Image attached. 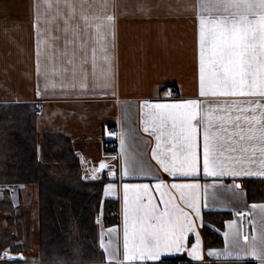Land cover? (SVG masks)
<instances>
[{
  "label": "crops",
  "instance_id": "0c3cea01",
  "mask_svg": "<svg viewBox=\"0 0 264 264\" xmlns=\"http://www.w3.org/2000/svg\"><path fill=\"white\" fill-rule=\"evenodd\" d=\"M200 0H0V149L4 140L22 138L28 129L36 140L44 134L56 133L68 137L79 161L84 181L106 183L103 198L118 203V224L105 225L99 218L98 247L102 263L109 257L101 248L111 240L110 252L123 257L124 190L123 184L150 185L154 201L162 209L156 180L151 172L167 184L198 183L201 185V219L196 232L201 240L202 258L189 255L196 242L190 233L180 251H164L156 260L135 261L133 264H260L253 256L209 255L223 252L224 233L228 222L236 221L237 212L248 216L247 247L261 239L260 220L264 213L259 207L264 201L250 202L244 187L243 195L235 197L225 187L241 186L242 180H264L259 154L254 162L245 163L250 175L239 178L205 177L202 171V133L198 136L201 171L195 178H172L152 159L156 141L145 133L141 105L149 103H179L199 97V22L197 5ZM37 16L39 23L37 25ZM111 17V20L107 18ZM37 26L41 46L39 74L37 72ZM66 41H68L66 45ZM93 56L95 59L93 60ZM107 56V60L105 59ZM72 61L70 63L69 61ZM29 75L27 79L21 76ZM29 80L32 81V86ZM32 89V90H30ZM170 94V95H169ZM29 120L32 122L30 125ZM106 126L119 149V175L114 156L106 152ZM127 164L137 175L122 177L125 159L121 155V134ZM15 134V135H14ZM2 144V145H1ZM36 151H39L37 141ZM107 165L103 170L100 163ZM117 163V162H116ZM115 172V176L110 175ZM109 172V176L105 175ZM95 175L97 178L92 179ZM109 183L116 188L105 195ZM25 186L26 184H18ZM29 185V184H27ZM204 185H208L207 189ZM212 185H216L215 188ZM177 202L179 194L172 193ZM226 214L219 224L205 223V214ZM202 221V223H201ZM219 222V221H218ZM219 235L221 246H209L204 238V226ZM6 254V252H5ZM5 254L2 258L6 260ZM184 257L185 260L174 258ZM22 261V260H15Z\"/></svg>",
  "mask_w": 264,
  "mask_h": 264
},
{
  "label": "snow or ice",
  "instance_id": "6c2138e0",
  "mask_svg": "<svg viewBox=\"0 0 264 264\" xmlns=\"http://www.w3.org/2000/svg\"><path fill=\"white\" fill-rule=\"evenodd\" d=\"M199 22V97L179 103L141 105L143 131L155 137L152 159L172 178H195L201 171L198 136L202 133V171L205 177L250 175L245 163L254 162L259 154L264 168V0H200L196 6ZM111 20V17L107 18ZM39 16H37V25ZM37 72L41 46L40 29L36 28ZM68 41H66L67 45ZM95 56H93V60ZM107 60V56H105ZM72 63V61H69ZM170 95V94H169ZM125 139L121 134V155L125 165L122 177L137 175L127 164ZM107 165L100 163L103 170ZM155 189L159 192L161 209L154 201L150 185L123 184L124 224L123 257L127 264L156 260L164 251H180L188 235L195 233L196 242L189 255L202 258L201 240L196 221L201 219L198 183L167 184L159 176ZM115 176V172L110 171ZM92 179L97 177L93 175ZM208 185H204L207 189ZM213 188L216 185H212ZM235 197L243 195L239 184L223 186ZM116 188L109 183L108 195ZM179 194V202L172 194ZM259 207L264 213V205ZM238 215H241L238 213ZM202 223V221H201ZM261 239L247 247L236 221L228 222L224 233L223 252L209 255L229 258L253 256L264 264V215L261 216ZM101 248L108 255V264H122L118 251L110 252L111 240Z\"/></svg>",
  "mask_w": 264,
  "mask_h": 264
},
{
  "label": "trees",
  "instance_id": "16d2710c",
  "mask_svg": "<svg viewBox=\"0 0 264 264\" xmlns=\"http://www.w3.org/2000/svg\"><path fill=\"white\" fill-rule=\"evenodd\" d=\"M32 122L29 120L28 126ZM15 135V134H14ZM22 138L4 140L1 134L0 182L9 184L36 185L39 192L37 222H32L27 213L19 212L11 205L9 198L0 199V212L10 213L6 217L28 219L27 236L35 231L39 235V264H96L102 263L103 256L98 247L97 217L103 212L105 225L118 224V203L103 198L104 180L84 181L79 161L75 156L68 137L56 133L44 134L36 140L34 130L28 129ZM39 141V151H36ZM250 202L264 201V180L241 181ZM226 214H205V223L219 224ZM219 221V222H218ZM209 246H221L222 239L213 235L206 225L203 228ZM7 240L0 242V254L6 248L11 253H23L25 244H17L13 231L6 233ZM49 249H56L46 255ZM56 258L60 262L54 261ZM185 260L184 257L173 261ZM0 264L11 261L1 260ZM26 264L24 260L11 264ZM31 264V263H27ZM175 264V263H174Z\"/></svg>",
  "mask_w": 264,
  "mask_h": 264
},
{
  "label": "rangeland",
  "instance_id": "374dc122",
  "mask_svg": "<svg viewBox=\"0 0 264 264\" xmlns=\"http://www.w3.org/2000/svg\"><path fill=\"white\" fill-rule=\"evenodd\" d=\"M24 79H27L29 75L21 76ZM30 85L32 86V81L29 80ZM32 90V89H30ZM113 137H111L109 126H106V137H105V150H106V141L112 140ZM115 159V158H114ZM116 164V159L115 162ZM120 165V161H119ZM6 196L9 198L11 205L15 208L19 209V212L27 213V215L30 218L31 224L32 222H37V216L39 212V192L36 185H18V184H9L0 182V199H6ZM112 200V199H111ZM98 217L96 222L100 221L103 216V212L100 211L98 213ZM6 217H10V213H2L0 212V242L7 240L8 236L6 233L11 229L13 231V237L14 239L18 238L17 244H25L28 249H26L23 253H17L16 255H20L19 258L24 260V263H31V264H39L40 258L39 257V235L36 234L35 231L30 232V235L27 236V222L28 219L22 220V219H13L12 221L8 220ZM9 240V239H8ZM7 240V241H8ZM58 253L56 249H49L46 251V255L53 253L54 251ZM7 252L10 254L9 248H6L3 251V254ZM7 254V255H8ZM14 254V253H12ZM5 256V255H4ZM4 260L2 258V255L0 254V261ZM13 260V259H12ZM12 262H18V261H12ZM10 261V260H8ZM57 262H60L59 258H56ZM1 263V262H0ZM14 264V263H13Z\"/></svg>",
  "mask_w": 264,
  "mask_h": 264
},
{
  "label": "built area",
  "instance_id": "2783aa9c",
  "mask_svg": "<svg viewBox=\"0 0 264 264\" xmlns=\"http://www.w3.org/2000/svg\"><path fill=\"white\" fill-rule=\"evenodd\" d=\"M118 143L115 142H108L106 144V152L109 154L113 155L114 158L116 159V165L114 166V170L118 171L116 172L117 176L119 175V153H118ZM109 172H106L105 175H108ZM109 176V175H108ZM240 213L241 215H238ZM236 216L240 219V229L242 231V236L248 235V216L246 212H237ZM5 258H8L7 253L5 254ZM21 259V258H20Z\"/></svg>",
  "mask_w": 264,
  "mask_h": 264
},
{
  "label": "bare ground",
  "instance_id": "6f19581e",
  "mask_svg": "<svg viewBox=\"0 0 264 264\" xmlns=\"http://www.w3.org/2000/svg\"><path fill=\"white\" fill-rule=\"evenodd\" d=\"M19 254L18 255H16V254H12V253H10V254H8V259H16V258H19Z\"/></svg>",
  "mask_w": 264,
  "mask_h": 264
}]
</instances>
